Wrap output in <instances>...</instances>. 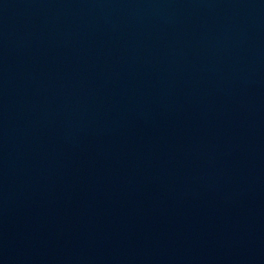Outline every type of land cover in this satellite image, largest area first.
Instances as JSON below:
<instances>
[{
  "label": "water",
  "instance_id": "obj_1",
  "mask_svg": "<svg viewBox=\"0 0 264 264\" xmlns=\"http://www.w3.org/2000/svg\"><path fill=\"white\" fill-rule=\"evenodd\" d=\"M0 264H264V0H0Z\"/></svg>",
  "mask_w": 264,
  "mask_h": 264
}]
</instances>
